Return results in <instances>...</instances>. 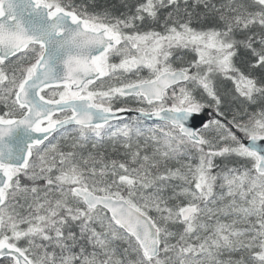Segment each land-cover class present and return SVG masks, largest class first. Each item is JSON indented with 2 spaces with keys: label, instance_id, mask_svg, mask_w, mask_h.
<instances>
[{
  "label": "snow or ice",
  "instance_id": "1",
  "mask_svg": "<svg viewBox=\"0 0 264 264\" xmlns=\"http://www.w3.org/2000/svg\"><path fill=\"white\" fill-rule=\"evenodd\" d=\"M0 264H264V0H0Z\"/></svg>",
  "mask_w": 264,
  "mask_h": 264
}]
</instances>
